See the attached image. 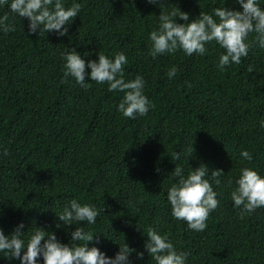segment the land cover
Listing matches in <instances>:
<instances>
[{
    "label": "trees",
    "instance_id": "obj_1",
    "mask_svg": "<svg viewBox=\"0 0 264 264\" xmlns=\"http://www.w3.org/2000/svg\"><path fill=\"white\" fill-rule=\"evenodd\" d=\"M82 2L64 36L29 34L23 17H15L16 31L0 33V227L7 234L23 220L25 229L35 223L67 242L65 228L55 227L54 209L76 198L101 209L96 223L86 227L103 232L94 233L89 245L98 236L109 255L119 245L106 234L143 250V229L154 226L189 252L186 264H264V207L241 215L226 186L238 174L240 149L249 150L250 166L264 173V128L258 123L264 119V49L251 47L240 64L223 70L215 66L222 49L214 44L204 56L177 50L153 59L147 36L161 11L159 0ZM163 3L192 19L200 6L208 11L222 0ZM226 6L239 7L231 0ZM5 11L0 7V14ZM67 46L91 58L97 50L124 51L125 78H145L148 113L122 117L116 110L122 92L64 79L60 52ZM173 64L178 70L169 79L165 73ZM188 148L191 155L185 151L181 160H172L171 153ZM181 162L186 170L199 163L223 170L219 204L202 232L169 215V173ZM0 264L18 261L0 257ZM140 264H150L146 252Z\"/></svg>",
    "mask_w": 264,
    "mask_h": 264
},
{
    "label": "clouds",
    "instance_id": "obj_2",
    "mask_svg": "<svg viewBox=\"0 0 264 264\" xmlns=\"http://www.w3.org/2000/svg\"><path fill=\"white\" fill-rule=\"evenodd\" d=\"M148 2L157 4L158 0ZM231 2L239 7H228L226 0H222L219 6H210L208 11L202 10L200 6L199 14L190 19L188 11L177 6L165 9L162 7L163 0H159L161 11L156 16V25L147 36L150 42L148 54L155 59L158 55L179 50L185 56H204L209 51L208 46L214 44L222 49L218 52L215 66L223 70L230 64H240L241 58L248 56L251 47L264 49V2ZM2 6H6L7 11L0 14V33L16 31L13 21L15 17H23L27 20L26 32L29 34L53 32L57 36H64L73 18L80 13L83 2L0 0ZM178 18L182 22H178ZM85 57L89 58L86 60ZM60 58L64 79H70L82 88H88L89 82L95 81L97 84H106L109 92H122L116 105L122 117L145 116L152 107V101L144 94L145 78L139 73L133 78H125L124 65L128 59L124 51L106 54L97 50L95 58H91L90 52L81 55L74 46H67L60 52ZM177 70L173 64L165 74L172 79ZM258 123L260 128H264V119ZM2 151L4 155L8 154L7 148ZM185 151L190 155L193 153L192 148L180 149L171 153L172 160H181ZM252 160L253 154L249 150L240 149L238 174L234 178L229 177L226 182L232 205L241 215L264 207V173L250 166ZM156 170L159 171L158 168ZM222 172L221 169L210 171L205 163L187 170L182 162L175 163L169 173L174 181L166 188L171 218L184 221L187 229L202 232L207 226L209 213L219 204L217 189L222 184ZM214 185L217 187L214 188ZM100 211L94 203H82L76 198L58 205L54 209L55 227L65 228L69 237L67 242L59 239L54 230L35 223L25 229L23 220L7 234L0 227V257L18 261V264H140L146 252L150 264H186L189 252L176 247L168 232H161L154 226L143 229L142 235L146 234L143 250L130 246L125 238L120 241L108 234L119 245L113 254H107L99 246L98 236L90 246L89 242L94 241V233L103 231L93 232L86 226L96 223ZM2 214L3 209H0Z\"/></svg>",
    "mask_w": 264,
    "mask_h": 264
}]
</instances>
